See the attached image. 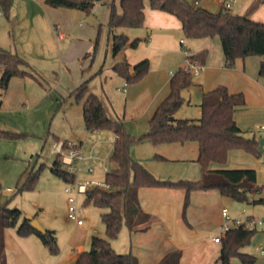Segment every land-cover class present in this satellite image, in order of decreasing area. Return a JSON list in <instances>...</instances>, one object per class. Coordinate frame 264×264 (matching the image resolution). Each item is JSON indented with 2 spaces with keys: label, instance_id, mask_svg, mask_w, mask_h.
<instances>
[{
  "label": "trees",
  "instance_id": "16d2710c",
  "mask_svg": "<svg viewBox=\"0 0 264 264\" xmlns=\"http://www.w3.org/2000/svg\"><path fill=\"white\" fill-rule=\"evenodd\" d=\"M3 11L10 9V0H0ZM101 0H45L53 7L75 8L90 12L96 2ZM150 6L176 15L182 30L188 38H205L219 36L225 55V65L233 67L237 58L250 55H261L259 74L264 76V22L254 20L246 15L223 11H212L203 6H193L188 0H149ZM144 0H120L117 5L110 4L108 26L112 33V51L116 55L129 42L121 27H141L145 20ZM138 38L131 44L136 47ZM208 49L190 52L187 59L205 65ZM88 53L86 54V56ZM0 65L4 66L0 75V90L4 92L14 76H31L42 82L39 73L27 60L9 50L0 47ZM112 68L123 76L127 83L142 79L149 71L148 58L131 66L127 60L114 62ZM87 80L77 86L71 94L76 96L82 105L85 127L88 130H110L115 139L110 155L114 166L106 171L105 180L112 190L93 188L85 193L84 204H94L106 209L100 213L105 225L106 237L92 235L90 249L83 250L75 264H140L132 252H119L111 243L117 238L125 224L130 233L149 229L155 216L145 211L139 200L141 187L166 186L181 188L185 191L182 216L187 221V209L191 203V195L196 190L216 189L222 195L233 197L242 202L264 204V197L252 196L262 192L257 182L256 170L253 168H213L212 164H224L229 152L242 149L256 157L261 156L259 140L256 136H246L235 119V109L246 103L244 92H232L225 84L205 91L200 104L201 116L198 118H177L175 113L185 102L182 91L193 84V74L179 67L171 76L168 95L159 103L149 119V128L141 136H133L119 116H110L102 98L88 89ZM22 135L0 128V137L15 138ZM149 138L155 145L161 143H185L196 141L199 147L197 161L201 166L199 179L178 180L160 179L154 175L141 161L135 159L130 151L132 143ZM63 141V148H68ZM159 159L165 157L157 155ZM51 171L66 182H72L76 173L70 172L62 160L60 153L53 160ZM26 179L17 183L16 192L32 190L39 178V169L27 172ZM9 199L0 202V264H9L5 254L4 232L6 228L17 227L20 235L36 234L49 252H59L55 230L46 229L41 232L35 229L30 220L22 218V210L9 208ZM249 220L254 219L248 215ZM256 228H247L244 224L229 228L221 237V249L213 264H230L237 258L244 264H253L257 257L243 248L250 243ZM182 252L177 249L165 254L156 264L179 263Z\"/></svg>",
  "mask_w": 264,
  "mask_h": 264
},
{
  "label": "rangeland",
  "instance_id": "374dc122",
  "mask_svg": "<svg viewBox=\"0 0 264 264\" xmlns=\"http://www.w3.org/2000/svg\"><path fill=\"white\" fill-rule=\"evenodd\" d=\"M113 1L118 5L120 0H108L106 3L98 1L89 13L78 9V13L73 17H64L60 11L63 9H58L54 15L49 14L41 7L44 6V0H10V9L6 13L0 1L2 7L0 47L27 60L39 72L42 81L31 76H14L9 82L6 95L4 97L0 95V99L3 100L0 108V127L22 134L15 138L0 137V199L5 196L9 199L7 203L9 208H20L23 213L21 219L32 215L44 228L55 229L59 248H61L59 240L63 243L64 237L77 226L76 221L69 217V194L65 191L68 186L70 193L77 197L84 226L91 228L85 250L90 249L92 235L106 237L105 225L100 217V213L106 209L94 204H84L85 194L78 193L76 185L85 180H105L106 171L102 160L105 157L108 170L114 166L110 159L113 139L99 144L94 149L95 137L92 138L86 129L82 105L76 96L71 94L72 91L88 79V89L97 93L102 98L107 113L116 117L118 110L114 101L122 97L121 90H118L122 85L116 80L118 73L114 72L112 64L118 56H121V59L127 56L130 61L137 63L148 58L150 68L167 72L172 70L174 73L181 65L179 62H184L186 49L190 47V51L193 52L198 47L196 43L192 44L191 38L186 37L183 31H174L170 36V47L175 49L173 52L152 49L151 46H147L145 40H141L137 47L126 45L115 56L112 51V33L108 28L110 11L108 6ZM188 1L192 3L193 0ZM213 1L201 0V6L217 11L219 4ZM249 2L251 0L238 4L232 11L244 14ZM126 30L131 38L138 35L135 34L137 32H144L138 27H127ZM181 38L185 40L186 45H181ZM193 39L198 40V43L201 40ZM203 40V44H209L208 40L211 39L205 37ZM3 69L4 66L0 65V75ZM199 79L200 75H193L191 87L182 91L186 100L175 113V117L201 116L202 98H199L200 94L196 91ZM123 111L120 112L123 114ZM144 123L145 120H138L140 127ZM262 125L264 123L258 124L255 128L256 133L260 131ZM127 130L133 136L142 135L131 132L128 127ZM110 132L107 129L101 131L105 135ZM143 140L132 144H139V154L147 156L151 153L148 147L150 143L148 146L145 143L142 145ZM63 141H67L69 145L77 144L83 155L82 160H75L72 164L76 173V178L72 182L64 181L50 169L58 153L56 143ZM67 151L68 148H64L62 154H66ZM262 155L264 152L261 151ZM90 167L93 168L92 172L89 171ZM32 169H39L40 172L35 188L16 192L17 183H22L27 172ZM248 206L253 205L225 196L222 202L216 201L210 206L208 218L199 224L200 236L204 240L201 247L204 254L212 249L209 245L210 240L216 234H223L222 224L229 221L222 215L225 208L231 220L245 219L246 215L251 214L256 217V232L245 248L257 257L253 264H264V253L258 249L264 243V225L259 223L264 216L257 212H248L245 209ZM16 230L17 227L10 229L11 232ZM126 232L124 224L119 236L111 240L112 246L119 252L130 251L131 242ZM237 261V258H233L230 264ZM35 263L40 264L39 261Z\"/></svg>",
  "mask_w": 264,
  "mask_h": 264
},
{
  "label": "crops",
  "instance_id": "0c3cea01",
  "mask_svg": "<svg viewBox=\"0 0 264 264\" xmlns=\"http://www.w3.org/2000/svg\"><path fill=\"white\" fill-rule=\"evenodd\" d=\"M99 2L106 3L108 0H101ZM144 2L145 20L143 25L138 27L143 29L144 32H137L135 34L138 35L131 38L126 30L127 27H121L117 31L128 35L129 42L127 45L131 47H133L131 44L132 40L138 38L139 42L137 46L141 43V40H145L147 46H151L152 49L159 48V50H163L164 52H173L175 49H171L170 47V36L174 31H183L180 19L172 13L151 7L149 0H144ZM213 2L216 3L215 1ZM249 3L243 15L264 22V3L260 0H251ZM241 4H244V2ZM41 7L51 15H54V12L58 11V9H63L60 11H62L64 17H73L79 11L75 8L49 6L45 2L44 6ZM219 9L220 6H218L217 10ZM62 19L64 22V18ZM181 39V45H186L185 40L183 39L184 42H181ZM203 39L201 38L199 43L196 39H190L192 44L196 43V46H198L193 53L203 49H208L209 51L204 70L198 74L200 75V79L196 84V91L200 94L199 98H202L205 91L211 90L220 84L227 85L232 92H244L246 103L235 109V119L246 136H256L259 140L264 137V131H261L264 130V125L260 127V131L257 133L255 131L259 123H264V76L259 74L263 56L250 55L244 58L239 57L236 59L233 67H227L219 36L210 37L211 40H208L210 41L208 42L209 44H203ZM186 50L187 54L192 53L190 47ZM186 57L184 62H179L181 64L179 67L187 63ZM121 58V56H118L115 62L127 60L131 66L137 63L130 61L127 56L123 59ZM115 73L117 74V72ZM172 74V70L167 72L166 70L161 71L158 68H150L149 72L136 83H127L123 76L117 74L116 80L122 85V87H118V90H121L122 97H118L117 100L113 101L118 110V116L122 117L131 132L137 134L147 132L150 117L159 103L169 93V83ZM7 90L8 88L4 92H0L1 97L6 95ZM2 104L3 100L1 99ZM121 110H124L123 114L120 112ZM141 119L145 120L142 127L138 125V120ZM0 128L5 129L3 126ZM88 131L91 133L90 136L92 138L95 137L94 149L99 144L108 142L109 139H113L112 144L114 143L115 135L112 131L110 132L112 134L106 135L101 133L102 130ZM247 131L249 133H245ZM141 143L142 145L145 143L146 146L150 143L148 147H150L151 153L147 156L140 155L139 144H132L130 148L132 156L142 161L160 179L178 180L185 178L195 180L201 177V166L197 161L199 147L196 141L155 145L149 138H144ZM262 152H264V145ZM157 155L163 156L165 159H157ZM212 167L255 169L257 182L262 186L263 190L261 193L254 195L253 198L264 197V155L256 157L245 150L235 149L229 152L228 159L224 164L213 163ZM184 196L185 191L181 188L158 186L141 187L139 189V200L142 208L155 216L149 229L146 231L130 233L126 227V235L130 238L131 242L130 252L137 256L140 264H156L165 254L177 249L181 250L182 255L179 263L176 264H213L218 258L221 242L214 240V237L218 235L216 234L210 240L209 245L212 246V249L204 254L201 249L204 240L200 236L199 224L208 218L210 206L216 201L222 202L224 195L216 189L194 191L191 195V204L187 209V221L182 216ZM252 205L245 209L248 212H257L261 216H264V204L256 203ZM251 216L254 219L256 218L253 214ZM84 225L85 222L81 225L77 224L75 226L76 229L64 237L63 243L59 240L61 248H59V252L56 254L49 252L38 235L34 233L20 235L17 233V230L16 232H11V227L6 228L4 238L7 262L9 264H36L35 262L37 261L40 264H75L79 254L85 250L89 242L88 236L91 228ZM258 249L260 250V247ZM243 250L251 253L245 247Z\"/></svg>",
  "mask_w": 264,
  "mask_h": 264
},
{
  "label": "built area",
  "instance_id": "2783aa9c",
  "mask_svg": "<svg viewBox=\"0 0 264 264\" xmlns=\"http://www.w3.org/2000/svg\"><path fill=\"white\" fill-rule=\"evenodd\" d=\"M217 4H219L220 9L223 11H232V8L240 3H243L246 0H214ZM261 2L264 3V0H260ZM193 6H200L201 5V0H193L191 3ZM2 14V7L0 5V16ZM181 42H184L183 39H181ZM185 69L189 72H191L193 75H198L200 74L203 70H204V65L200 64L198 62H191L187 59V63L184 65ZM0 107H1V99H0ZM56 149L58 150V153L62 154L63 151V142H58L56 143ZM83 159V155L81 154L80 151V147L77 144H71L68 146V151L66 154H62V160L64 162V164L67 166L66 168L70 171V172H74L72 164L75 160H82ZM103 160V165H104V169L105 171H108V167L106 165V161L107 158L102 159ZM89 171H93V168L90 167ZM93 188H101L104 190H112L113 187L110 183H108L106 180L100 181V180H96V179H92V180H85V181H80L77 183L76 185V190L78 193H86L88 190L93 189ZM65 191L68 192L69 196H68V201H69V207H68V211H69V217L73 220L76 221L77 224L81 225L84 223V220L80 217V210L81 207L78 205V201H77V197L74 194L70 193V187H66ZM222 215L228 219L229 221L226 223L222 224V230H223V234L231 227H235V226H239L241 224H244L245 227L247 228H256L257 226V220L256 219H252L249 220L247 218V216L245 217V219H241V218H234V219H230L229 218V213L227 211V209H223L222 210ZM260 224L264 225V219L260 220L259 222ZM222 234V235H223ZM222 235H218L214 237V240L216 242H221V237ZM260 250L262 252H264V243L260 246ZM234 264H244L241 261H237Z\"/></svg>",
  "mask_w": 264,
  "mask_h": 264
},
{
  "label": "water",
  "instance_id": "95a60500",
  "mask_svg": "<svg viewBox=\"0 0 264 264\" xmlns=\"http://www.w3.org/2000/svg\"><path fill=\"white\" fill-rule=\"evenodd\" d=\"M263 145H264V137H262V138L259 139V149H260L261 151H263ZM5 199H6V197L3 196V197L0 199V202H4ZM26 218L30 220L31 225H32L35 229H37V230H39V231H41V232H45V231H46V228H44V227L40 224V222H39L35 217H33L32 215H28Z\"/></svg>",
  "mask_w": 264,
  "mask_h": 264
}]
</instances>
